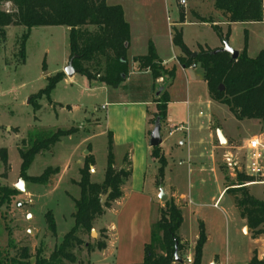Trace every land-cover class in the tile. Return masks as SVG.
I'll list each match as a JSON object with an SVG mask.
<instances>
[{
    "label": "rangeland",
    "instance_id": "rangeland-1",
    "mask_svg": "<svg viewBox=\"0 0 264 264\" xmlns=\"http://www.w3.org/2000/svg\"><path fill=\"white\" fill-rule=\"evenodd\" d=\"M105 2L107 5L119 4L133 27L132 44L126 50L128 71L133 58L137 56L135 48L144 42L140 36L142 31L148 32L152 40L161 39V57L173 60L174 54L180 51L169 44L168 30H172L170 24L178 14L179 19L186 15L183 35L187 45L198 42L212 46L219 41L210 27L188 23L194 19V13L204 18L218 19L219 12L214 8V0H185V5L175 0ZM2 9L8 10L10 5L3 4ZM24 32L26 30L22 26H7L6 39L0 43V150L5 149L7 154L6 165L0 160V186L17 191L0 204V246L9 256L17 254L19 248L26 247L29 261L33 262L36 250L40 248L42 254L47 256L60 241L61 235L73 225V199L79 197L78 170L86 156L91 154L94 159L95 172L91 174L89 168L90 180L96 183L102 181L109 133L115 168L124 165L121 162L124 154L129 158L135 157L132 173L135 184L138 179H142L143 173L149 184L158 172L159 163L149 155L145 160V152L142 157L139 149L143 137L148 138V146L156 113L155 105L153 108L152 105L136 103L144 101L145 95H148L146 88L143 92H134V83L129 81L117 87L95 80L88 81L78 72L67 76L64 69L68 65L70 50L68 29L65 26L47 25L30 29L22 51ZM244 35L250 57L260 51L264 54V12L261 23L231 26L229 46L235 50L243 48ZM58 72L63 73V79L47 97L43 92L46 79ZM202 73L199 66L181 69L177 64L174 78L167 81L162 77L157 78L153 92V95L157 93V86H161L160 91L166 89L171 107L176 109L175 113L184 125L188 113L189 135L206 141L204 146H214L215 164L226 178L227 194L213 208L211 198L217 195L213 174L198 171L200 161L206 163L209 160L208 153L199 156L196 150L189 154V146L185 144L177 153L168 156L167 175L186 194L187 201V206L182 210L183 223L178 233L188 240L190 246L184 243L181 250L177 251L178 256L182 258V264H189L185 261L187 256L193 259L194 245L191 246V243L198 234V223L203 222L208 238L202 248L200 264H211L213 261L218 264H248L253 253L264 260V234L252 238L247 225L242 230L244 221L234 206L240 198L239 185L234 183V179L236 173L242 170L233 172L223 161V156L231 153L242 164L245 149L241 143H245L252 135L264 138V125L255 119L239 121L226 105L210 101ZM210 116L213 117L208 123ZM161 127H165V123ZM56 129H73V133L61 137L48 151L37 154L27 170V176L40 175L47 167L59 168V172L52 175L47 184L30 183L20 174L18 148L25 147L29 132ZM217 130L223 131L224 138L225 135H231L241 143L234 139L221 146ZM19 179L23 181V190L16 188ZM223 183L222 178V187ZM245 186L250 195L257 199L263 198L264 184L252 181ZM169 199L167 196L164 202L158 201L159 207L152 223L159 218L160 210L165 208L164 203ZM113 202L107 203L103 214ZM48 210H51L55 220V235L50 233L45 222L44 214ZM103 214L93 223L95 235L82 236L92 247L108 239ZM91 251L87 252L82 247L77 252L80 264H89Z\"/></svg>",
    "mask_w": 264,
    "mask_h": 264
},
{
    "label": "trees",
    "instance_id": "trees-1",
    "mask_svg": "<svg viewBox=\"0 0 264 264\" xmlns=\"http://www.w3.org/2000/svg\"><path fill=\"white\" fill-rule=\"evenodd\" d=\"M3 4H9L10 9L3 10ZM214 8L228 24L226 31L223 32L221 26L209 18L200 17L195 13L194 18L197 22L209 23L221 43L228 41L231 23L260 22L263 19L262 0H214ZM179 21L183 22V17ZM10 25L22 26L26 30L22 35V51L30 29L47 25L67 27L72 66L88 81L95 80L118 86L128 74L126 50L129 47L130 29L119 4L107 5L105 0H0V43L5 41V28ZM171 43L183 54L178 59L179 64L184 68L198 65L202 69L203 80L211 100L226 105L239 121L255 119L264 125V54L260 51L254 57L248 55L246 35L244 46L235 60L225 51H221V47L210 49L198 46L196 56L191 57L183 42L181 29L177 27H172ZM133 61L137 63L139 70L150 72L154 84L159 77L165 81L174 78L175 66L168 67L162 63L151 41L148 43L147 53L135 56ZM62 79L63 73L59 72L47 77L44 94L48 97ZM159 88L161 86H157L156 90ZM153 101L156 108L153 124L158 120L161 127L166 121L169 101L166 89L162 88ZM72 133L73 129L29 132L25 147L18 148L21 176L33 184L49 183L51 176L57 174L59 168L47 167L40 175L33 177L27 176V170L37 154L48 151L61 137ZM151 156L159 163L156 182L157 186H161L166 162L160 146L151 148ZM0 160L4 165L7 164L5 149L0 150ZM93 163L94 159L90 154L84 158L78 170L79 197L73 199V225L61 235L60 241L54 245L52 251L45 256L39 248L33 256V262H30L26 247L19 248L17 254L9 256L0 246V264H80L77 252H80L82 247L87 252L105 247V242L96 243L95 247H92L82 236L90 234L94 221L103 214L107 203L121 196V186L130 176V163L125 157L124 165L120 168L114 167L110 133L106 166L100 183L90 180L89 168ZM252 181L254 180L251 177L242 172L236 173L234 183L239 185L240 193L236 207L240 217L251 230L252 237L257 238L264 234V187L263 198L257 199L248 193L244 185ZM107 190H110L109 195L104 204H100V197ZM15 193V189L0 186V204ZM164 206L165 208L160 210L159 218L151 224L150 241L144 246L143 261L138 264H182L174 259L175 241L177 251L184 246L177 235L183 221L182 212L171 198ZM44 218L47 229L55 235L56 226L51 210L44 214ZM205 242L204 224L199 222L191 264H200ZM248 264H264V260L253 253Z\"/></svg>",
    "mask_w": 264,
    "mask_h": 264
},
{
    "label": "crops",
    "instance_id": "crops-1",
    "mask_svg": "<svg viewBox=\"0 0 264 264\" xmlns=\"http://www.w3.org/2000/svg\"><path fill=\"white\" fill-rule=\"evenodd\" d=\"M262 5H263V12H264V0H262ZM123 13H124L125 20L129 24V29H130L129 47H131L133 27L130 21L126 18L124 10H123ZM218 15H219L218 19L215 18L214 20L212 17H209V19L213 20L214 23L221 26L224 32L226 31L228 24L224 21L223 17L220 14ZM185 16L186 15L184 14L183 22L179 21L180 20L179 14L178 16H175L174 20L170 24V27H177L181 29L182 39H183L184 44L188 48V50H192V49L197 50L198 46H204L210 49L220 48L222 46V43L220 42L219 39H218L219 41L216 42L212 46L207 45L205 43L202 44L198 42L194 43L193 45H187V43L184 41V35H183V24L186 22ZM261 22L262 21L249 22V23H231L229 27L231 29V26L236 25V24L252 25L254 23H261ZM188 23L197 24V25H206L212 29L209 23L197 22L195 18L192 19V21H189ZM168 31H169L168 33L169 34L168 35L169 44L171 45L172 48H177L173 46L171 43V30H168ZM140 34H141L140 35L141 39L144 42L138 48H135L137 50L136 52L137 56L145 55L148 50L149 41H153L151 43L154 46L155 51L163 64L174 65L175 68L178 64L181 69H185L181 64L178 63V59L181 56H183L179 48L178 50L180 52L177 54L176 53L174 54L173 60H171V58L164 59L163 57H161L162 56L161 55L162 40L161 39H159L158 41H156L155 39L152 40L151 35L145 31H142ZM228 40H229V37H228ZM241 49L242 48H238L237 50L240 51ZM195 66H198V65H192L190 67H195ZM190 67H187V68H190ZM127 81L134 83L133 84L134 92H139L140 90H142L143 92L144 88L147 89L148 95H145L144 97L145 99H143L144 101H137L136 103L141 102V103L146 104L147 106L152 105L154 108L155 102L153 100L156 94L153 95V92H154L155 84L152 80L150 72L148 70H139L137 68V63L132 61V66L129 69L126 78L119 84L125 83ZM149 91L151 92L150 94H149ZM175 112H176V109L174 107H171L170 99H169L167 103V115H166L165 127H160L161 143L159 146H160V150H161L163 157H165V159L167 160L166 165L164 167L162 185L157 186V182H156L157 174L148 184V181L146 180V178H144L145 173L142 174V179L140 180L138 179L137 184H135L134 179H132L133 177L132 173H134L133 158L135 157L131 156L129 158L127 154L123 155L121 162H124L125 157H127V160L130 163V176L121 186V192H122L121 196L118 199H116L112 203V205L106 209L105 213L103 214L104 226L107 229L108 239L105 241V247L103 249H95L91 251L89 264H138L143 261L144 246L150 241V230H151L150 227H151L153 218L157 214V208L159 207L158 206L159 187H161L164 190V192L167 194L168 197L172 198L174 202L179 205L181 212L183 208L187 206L186 194L180 191L178 186H176L173 182H171L172 178L171 176L167 175V171H166L168 167V156L171 157L173 153H177L179 150H181V148L185 144L189 146L188 148L189 154L196 150L198 151L197 154L199 156L205 153H208L209 160L206 163H203L202 161H200V164L198 166V171L199 173H206L207 171H209L211 174H213L214 183L217 185V195L216 197L213 196L211 198V200L213 201V203L211 204L212 207L216 208L218 206L217 204L218 201L219 200L221 201L222 198L227 194V192H225V185H226L225 179L226 178L224 177V175L221 173V171L218 169L217 165L215 164L214 146H208V145L204 146V143L206 141H203L199 137L196 138L195 135H192V138H191V136L188 133L189 131L188 113L185 118L186 125H184L183 120L179 119ZM199 115H201V112H199ZM212 117L213 116H210L208 118V123L210 122ZM147 121L149 123V118ZM178 124L183 125L185 129L181 131L173 132L171 135H169L168 131L174 125H178ZM150 130L151 128H149L148 134ZM147 139L143 137V140L141 142V146L139 148L141 149V156L143 157L144 152H145V160H146V156L149 155L150 158L155 161V159H153L151 156V147L149 146V143H148V146L146 144ZM225 139H226L227 144H229L235 138L232 137L231 135H225ZM235 140L239 142L238 139H235ZM246 142L247 140L245 141V143ZM245 143H241V144L245 145ZM201 145H203V147ZM200 146H201V149L199 150ZM114 160H115V155H114ZM207 165H209L208 166L209 170L207 169ZM169 171L170 170H168V173H170ZM94 172H95V169L93 166H91V174H93ZM222 178L224 180V183H223L224 187H222V185L220 184V181ZM189 202H190V199H189ZM234 206L236 207L235 204ZM182 218H183V214H182ZM242 220L244 221V224L242 225V230H243L246 223L244 219ZM178 231H177V235L181 239L180 242L189 244L188 240L183 235L179 234ZM196 237L192 241L191 246L194 245ZM207 238L208 236L206 235V240ZM213 262L215 264H218L215 261Z\"/></svg>",
    "mask_w": 264,
    "mask_h": 264
},
{
    "label": "built area",
    "instance_id": "built-area-1",
    "mask_svg": "<svg viewBox=\"0 0 264 264\" xmlns=\"http://www.w3.org/2000/svg\"><path fill=\"white\" fill-rule=\"evenodd\" d=\"M180 4H185V0H180ZM185 129L183 125H174L168 134L171 135L173 132L181 131ZM245 153L242 164H239L236 157L231 153H226L223 156L224 164L231 171L241 169L243 174L251 177L254 182L264 184V138L254 135L250 137L244 145ZM245 183L244 185H247ZM186 263H192L191 256L185 258Z\"/></svg>",
    "mask_w": 264,
    "mask_h": 264
},
{
    "label": "water",
    "instance_id": "water-1",
    "mask_svg": "<svg viewBox=\"0 0 264 264\" xmlns=\"http://www.w3.org/2000/svg\"><path fill=\"white\" fill-rule=\"evenodd\" d=\"M220 50L221 51H225L226 53H228L232 60L237 59V57L239 55V51L231 48L229 46V44H228V41H223L222 42V46H221ZM189 55L191 57H195L196 56V52H190ZM64 71H65L67 76H72L73 74L76 73V70L72 66V57L69 59L68 65L65 67ZM220 89H222V86L220 87ZM159 91H160V88L158 89L156 94H158ZM217 137H218L219 144L221 146H224L226 144V140L223 137V134L221 133L220 130H217ZM160 143H161L160 123H159L158 120H155L154 125H153V129L150 132L149 146L152 148V147H155V146H159ZM16 188L18 190H23V181H22V179H19L18 183L16 184ZM109 191L110 190H107V192L100 197V204H104V202L106 201V199H107V197L109 195ZM158 199L161 202H164L167 199V194L164 192V190L161 187H159ZM90 235H95V230L94 229L90 230ZM174 247H175V250H174L175 262L181 263L182 260L178 256L177 242L176 241L174 243Z\"/></svg>",
    "mask_w": 264,
    "mask_h": 264
}]
</instances>
